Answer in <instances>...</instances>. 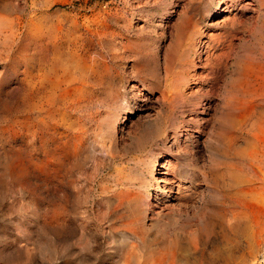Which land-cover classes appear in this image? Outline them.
<instances>
[{
	"label": "rangeland",
	"instance_id": "1",
	"mask_svg": "<svg viewBox=\"0 0 264 264\" xmlns=\"http://www.w3.org/2000/svg\"><path fill=\"white\" fill-rule=\"evenodd\" d=\"M0 264H264V0H0Z\"/></svg>",
	"mask_w": 264,
	"mask_h": 264
},
{
	"label": "bare ground",
	"instance_id": "2",
	"mask_svg": "<svg viewBox=\"0 0 264 264\" xmlns=\"http://www.w3.org/2000/svg\"><path fill=\"white\" fill-rule=\"evenodd\" d=\"M251 5H253V4L250 2H246V4H245V6H251ZM227 9H229V8L227 7ZM168 192H171V190H163L162 194L165 196V199L168 198V196H167Z\"/></svg>",
	"mask_w": 264,
	"mask_h": 264
}]
</instances>
